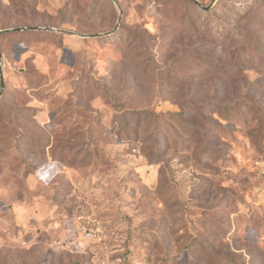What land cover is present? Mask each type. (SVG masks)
Returning a JSON list of instances; mask_svg holds the SVG:
<instances>
[{"label": "rangeland", "instance_id": "rangeland-1", "mask_svg": "<svg viewBox=\"0 0 264 264\" xmlns=\"http://www.w3.org/2000/svg\"><path fill=\"white\" fill-rule=\"evenodd\" d=\"M199 1L0 0V264H264V0Z\"/></svg>", "mask_w": 264, "mask_h": 264}, {"label": "trees", "instance_id": "trees-1", "mask_svg": "<svg viewBox=\"0 0 264 264\" xmlns=\"http://www.w3.org/2000/svg\"><path fill=\"white\" fill-rule=\"evenodd\" d=\"M186 3H190L193 5H196L197 7H202L203 12L207 13L210 12L213 9V4L212 5H203L202 2L199 0H185ZM214 3V2H213ZM24 30V29H23ZM39 30V29H37ZM37 30H31L37 31ZM192 30H196V27H192ZM12 34H19L20 30H14V32H11ZM0 57H1V51H0ZM202 63H206L208 60L211 62L206 65L203 70L205 72H208V70H213L217 75L220 77H229L233 75L231 72L228 73L227 68L231 66L232 64L230 63H221L219 59L215 58H208L206 56H201ZM217 60V62L215 61ZM196 72V71H194ZM189 73L192 74L191 77H196L194 74L196 73ZM175 82L179 83L181 82V79H176L174 80ZM2 87H3V82H2ZM177 89H181L183 87H174ZM194 95V93H183L180 95L179 100H178V105L180 110L176 113H172L171 115L177 116L180 122L188 124V126L194 128V134L193 137L195 140H198V142H203L205 140L206 142L208 141V138L206 137V132H205V125H198V122H196V119H199L203 117V107L204 105L208 104L207 101H201L197 102L194 101L193 98H191ZM4 96L0 98V103L3 101ZM113 100H115L114 97H112ZM226 99L216 101L219 104H223ZM237 100V99H236ZM247 101V100H244ZM195 102V103H194ZM115 117L117 124L122 130V132L125 135H132L133 137H138L140 132L139 129L143 124H147L148 128V138H151V144L150 146L153 148V151L150 153V156H153L154 158H158V160H164V152H162L159 149L160 143L159 141L162 138V134L160 133L161 130L165 125L164 124V116L163 113H157L155 111H152L150 108L146 106H128L125 103H115ZM234 103L226 104L222 106V110L220 109L219 115L226 120L231 118V115H228V109H234ZM213 113H217V111H213ZM188 118H193L194 121H189ZM207 123V122H206ZM205 123V124H206ZM95 130V128H94ZM119 132V131H118ZM118 134H121L120 132ZM155 152V153H154ZM93 157L98 158L99 154L98 151H91V154Z\"/></svg>", "mask_w": 264, "mask_h": 264}, {"label": "water", "instance_id": "water-1", "mask_svg": "<svg viewBox=\"0 0 264 264\" xmlns=\"http://www.w3.org/2000/svg\"><path fill=\"white\" fill-rule=\"evenodd\" d=\"M31 29H46L44 27H30ZM21 29H27V27H16V28H9V29H5L4 31H10V30H21ZM83 36H86L83 34ZM1 60V57H0Z\"/></svg>", "mask_w": 264, "mask_h": 264}, {"label": "built area", "instance_id": "built-area-1", "mask_svg": "<svg viewBox=\"0 0 264 264\" xmlns=\"http://www.w3.org/2000/svg\"><path fill=\"white\" fill-rule=\"evenodd\" d=\"M260 171L264 174V159L257 162Z\"/></svg>", "mask_w": 264, "mask_h": 264}]
</instances>
